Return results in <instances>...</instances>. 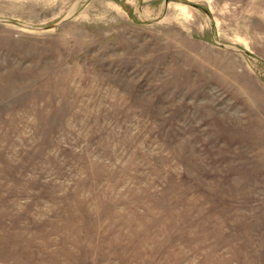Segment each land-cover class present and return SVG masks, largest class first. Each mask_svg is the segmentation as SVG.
Instances as JSON below:
<instances>
[{
  "label": "rangeland",
  "instance_id": "374dc122",
  "mask_svg": "<svg viewBox=\"0 0 264 264\" xmlns=\"http://www.w3.org/2000/svg\"><path fill=\"white\" fill-rule=\"evenodd\" d=\"M0 264H264V0H0Z\"/></svg>",
  "mask_w": 264,
  "mask_h": 264
}]
</instances>
